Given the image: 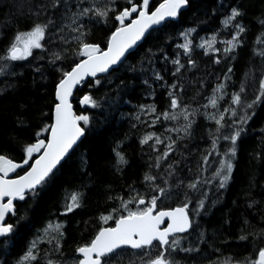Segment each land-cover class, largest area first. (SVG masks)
I'll list each match as a JSON object with an SVG mask.
<instances>
[{"label":"snow or ice","instance_id":"obj_1","mask_svg":"<svg viewBox=\"0 0 264 264\" xmlns=\"http://www.w3.org/2000/svg\"><path fill=\"white\" fill-rule=\"evenodd\" d=\"M14 7L16 11L0 22V77L22 78L24 73L16 70L22 62L32 69L33 84L36 74L47 81L46 68L56 75L51 105L47 111L39 110L40 122L33 135L24 140L10 137L20 146L19 158L0 148V238L7 243L25 218L18 215L15 202L36 201L74 159L82 180L63 190L59 213L36 229L12 264H125V258L127 264H264V198L254 194L255 171L249 176L244 197L248 209L260 206L259 219L254 224L241 214L235 237L246 254L225 253L216 243L222 233L214 230L210 234L206 220L220 203L221 190L233 179L250 121L264 106V11L256 18L260 30L237 82L234 66L250 27L245 22L247 9L232 0H219L207 8L198 0H17ZM189 11L196 17L195 24L169 35L168 30L179 25ZM217 14L219 27L203 29L202 36L200 26ZM97 32H103L102 39L96 38ZM157 33H165L164 43L156 51L149 48L150 69L144 68L143 61L140 67L142 72L151 71V77L140 82L152 102L132 104L127 99L124 103L132 104L134 111L121 114L134 121L131 128L146 129L137 139L142 155L148 156L147 168L139 182L131 180L120 191L104 185L109 206L95 216L91 238L78 243L73 255L65 258L67 218L85 207L88 190L96 180L82 145L99 113L107 111L103 101L112 100L106 93L97 96L89 90L99 88L102 81L113 84L115 76V99L124 90L133 91L132 82L116 74L141 43ZM169 44H174L175 51L167 50ZM203 57L207 59L202 66ZM155 59L163 61V70L154 66ZM169 63L171 82L162 74L169 71ZM136 70V65H129L128 71ZM193 70L200 75L188 80L187 73ZM209 76L212 86L205 91ZM186 81L198 84L191 97ZM22 82L5 79L0 95L19 89ZM157 87L166 96L162 108L156 103ZM14 115L18 127H29L26 104L21 102ZM198 117L206 122L201 125L205 133L201 140L206 136L208 143L188 149L184 142L195 138ZM260 131L261 150L251 154L257 163L264 161V128ZM127 139L125 134L111 148V169L121 178L129 164L123 151ZM193 155L194 164L189 161ZM182 163L186 175H182ZM213 188L216 194L210 197ZM260 188L264 190V181ZM224 225L231 226L229 218L223 219L221 228ZM220 243L230 244L231 238L225 236ZM7 255L0 254V264H9Z\"/></svg>","mask_w":264,"mask_h":264},{"label":"trees","instance_id":"obj_2","mask_svg":"<svg viewBox=\"0 0 264 264\" xmlns=\"http://www.w3.org/2000/svg\"><path fill=\"white\" fill-rule=\"evenodd\" d=\"M218 2L219 0H198V3L204 5L206 8L215 6ZM232 2L240 3L247 9L245 22L250 27V31L247 33L245 46L241 50L240 56L234 66V79L238 82L248 65L253 40L260 30V25L257 23L256 18L260 15L261 11H264V0H232ZM16 3L17 0H0V22L3 21L7 14L16 11L14 7ZM197 15L202 16L203 13H197ZM219 19L220 16L217 14V16L212 17L207 24L201 25L200 27L202 30L200 34L202 36L205 35L203 29L210 30L219 27ZM195 22L196 17L189 11L184 14L179 25H176L174 29L168 30V34L174 36L175 31L180 27L192 26ZM6 31L10 33L11 29H7ZM96 38L102 39L103 32H97ZM164 38L165 33H157L154 34L153 38L142 42L136 54L130 57L124 68L116 74L131 81L130 87L134 89L133 91L124 90L120 93V99H115L116 93L113 89L115 83H118V81L115 80V76L111 78L115 81L113 84L109 85L105 81H102V85L99 88L89 90L97 96H104L106 93L112 100L109 101L105 99L103 101L107 111L105 112L102 110L99 113L100 118L98 122L87 138L84 139L82 145V149L86 150L89 155V163L91 165L89 171L94 174L96 180L93 186L88 190L85 207L78 210V212L70 218H67L66 238L63 246L65 258H69L73 255L74 248L78 243H82L91 238L95 231L94 225L97 223L95 216L98 214L99 210L109 206L105 200L104 185L110 184L114 191H120L122 186L131 180L139 182L142 173L147 168L148 156L142 155L141 147L137 139L146 129L142 126H138L135 129L131 128V123L134 121H132L131 117L128 115L122 118L121 114H128L134 111L132 104H136L137 102H152L150 97H145V86L140 82L142 78H150L151 71H140L141 61L144 62L143 66L145 69H150L151 66L147 62V57L149 55L148 50L151 48L153 51H156L157 46L164 43ZM167 50L169 52L175 51L174 44L167 45ZM206 59L207 57L201 58L202 66L203 61ZM22 63L23 66L16 69L18 72L24 73L22 78L0 77V88L5 86V79H20L23 81L19 89H8L7 92L0 95V148L13 158H19L21 152L19 144L13 142L10 137L14 136L18 140H24L33 135V128L40 122L39 110L43 108L47 111L48 107L51 105L52 97L50 93L56 75L52 73L50 69L46 68L45 74L48 77L47 81L41 80L39 75L36 74V82L33 84L32 69L27 66V62ZM129 65H136L137 70L135 72L128 71ZM154 66L157 70H163L165 67L163 61L160 59L154 60ZM166 68L169 71H162V74L165 75V79L171 82L170 70L172 65L169 63L166 65ZM211 70L213 72L216 71L215 68ZM198 75H200V72L198 70H193L187 73V78L188 80H194ZM212 79L213 77H208L205 91L212 86ZM185 86L187 88L188 97H191L195 88L198 87V84H189L186 81ZM156 92V103L159 108H162L165 104L166 96L163 95V90L158 87ZM75 99L76 97L74 98V107L78 108L79 106L75 104ZM127 99H131L132 104L124 103ZM21 102L28 106L30 124L26 129H22L14 123V113L17 112L18 105ZM202 124H206V122L202 117H198L195 126V138L184 142L188 144V149H193L196 146L203 148L208 143L206 136L201 140V136L205 135L204 130L201 128ZM157 128H159V125ZM261 128H264V106L257 109L256 115L249 123L248 133L240 143L236 168L231 183L226 190H221L222 198L220 203L213 209V215L206 218L210 234L214 230H219L222 233V235L217 236L216 243L225 253L234 252L236 254H246L247 252L243 246L235 242L241 214L247 216L254 224L257 223L259 219L260 206L257 205L255 209H248L245 206L244 192L248 190L249 176L255 171L256 188L254 194L257 199L264 198V190L260 188L261 182L264 181V161L257 163L251 155L253 152L261 150ZM125 134H127L128 139L124 143L123 151L129 164L125 166L123 178H121L115 175L111 169V162L113 161L111 148L114 146V142L124 137ZM185 151H187V149H185ZM149 155H151V153H149ZM195 158V155H193L189 158V161L194 164ZM177 159H179V157H177ZM180 167L183 169L182 175H186L187 168L184 167L183 163ZM81 180L82 178L77 171V161L74 159L70 168H66L62 171L56 184L49 191L43 193L36 201L16 203L18 215L24 214L25 218L20 221L16 229V235L8 240L6 247L1 246L2 249H0V254H3L4 251L7 252L8 255L5 258L8 259L9 264H12V260L15 256L22 252L27 242L36 233V229L42 227L44 222L51 218L53 213H59L63 190L65 188L70 190L81 183ZM214 194L216 193L213 188V191L210 192V197ZM234 201L235 203H233ZM254 211L256 213L255 215L253 214ZM225 217L230 219L231 226L224 225L223 228H221ZM12 219L15 220V218ZM60 219L64 218L60 217ZM85 221H87V226L85 225ZM225 236L231 238L230 244L220 243V240ZM42 247L44 246L42 245ZM177 258L180 259L181 257L178 256ZM125 264H127V258H125Z\"/></svg>","mask_w":264,"mask_h":264},{"label":"flooded vegetation","instance_id":"obj_3","mask_svg":"<svg viewBox=\"0 0 264 264\" xmlns=\"http://www.w3.org/2000/svg\"><path fill=\"white\" fill-rule=\"evenodd\" d=\"M15 203H17V202H15ZM5 245H6L5 241L2 238H0V249H2L1 246H5Z\"/></svg>","mask_w":264,"mask_h":264},{"label":"bare ground","instance_id":"obj_4","mask_svg":"<svg viewBox=\"0 0 264 264\" xmlns=\"http://www.w3.org/2000/svg\"><path fill=\"white\" fill-rule=\"evenodd\" d=\"M66 227H67V226H66ZM32 237H33V236H32ZM30 239H31V238H30ZM8 240H9V239H8ZM7 242H8V241H7ZM5 244H7V243H5ZM9 245H10V244H9ZM5 247H6V245H5ZM5 250H7V249H5ZM4 252H6V251H4ZM18 254H19V253H18ZM13 255H14V254H13ZM13 257H14V256H13ZM13 257H12V258H13ZM9 258H10V257H9Z\"/></svg>","mask_w":264,"mask_h":264},{"label":"water","instance_id":"obj_5","mask_svg":"<svg viewBox=\"0 0 264 264\" xmlns=\"http://www.w3.org/2000/svg\"><path fill=\"white\" fill-rule=\"evenodd\" d=\"M74 98H75V95H74V97H73V100H74Z\"/></svg>","mask_w":264,"mask_h":264}]
</instances>
